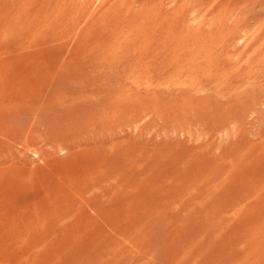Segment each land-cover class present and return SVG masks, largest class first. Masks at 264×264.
Listing matches in <instances>:
<instances>
[{
	"label": "rangeland",
	"instance_id": "1",
	"mask_svg": "<svg viewBox=\"0 0 264 264\" xmlns=\"http://www.w3.org/2000/svg\"><path fill=\"white\" fill-rule=\"evenodd\" d=\"M105 257L264 264V0H0V264Z\"/></svg>",
	"mask_w": 264,
	"mask_h": 264
},
{
	"label": "bare ground",
	"instance_id": "2",
	"mask_svg": "<svg viewBox=\"0 0 264 264\" xmlns=\"http://www.w3.org/2000/svg\"><path fill=\"white\" fill-rule=\"evenodd\" d=\"M152 6H153V5H152ZM143 7H144V6H143ZM185 7H186V6H185ZM101 13H102V12H101ZM175 13H176V12H175ZM155 17H156V16H155ZM167 17H168V16H167ZM169 24H170V23H169ZM200 31H201V30H200ZM176 37H177V36H176ZM189 46H190V45H189ZM244 46H245V45H244ZM137 52H138V51H137ZM223 54H224V53H223ZM230 67H231V66H230ZM234 71H235V70H234ZM187 74H188V73H187ZM125 93H126V92H125ZM112 115H113V114H112ZM111 121H112V120H111ZM37 137H38V136H37ZM255 145H256V144H255ZM186 158H187V157H186ZM110 229H111V228H110ZM251 238H252V237H251ZM126 240H127V239H126ZM101 241H102V240H101ZM116 245H117V244H116ZM115 249H116V248H115ZM87 252H88V251H87ZM85 256H86V255H85ZM106 256H107V255H106ZM112 258H113V257H112ZM115 258H116V257H115ZM104 259H105V261H106L105 264H113V263H114V262H113V263H112V262L109 263L110 260L115 261V260H113V259H110L109 257H105ZM107 259H108V261H107Z\"/></svg>",
	"mask_w": 264,
	"mask_h": 264
}]
</instances>
